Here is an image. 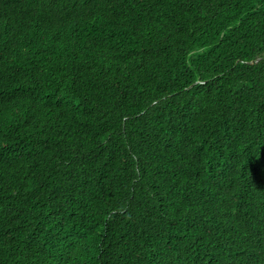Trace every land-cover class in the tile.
<instances>
[{"label": "trees", "instance_id": "16d2710c", "mask_svg": "<svg viewBox=\"0 0 264 264\" xmlns=\"http://www.w3.org/2000/svg\"><path fill=\"white\" fill-rule=\"evenodd\" d=\"M0 264H264V0H0Z\"/></svg>", "mask_w": 264, "mask_h": 264}]
</instances>
